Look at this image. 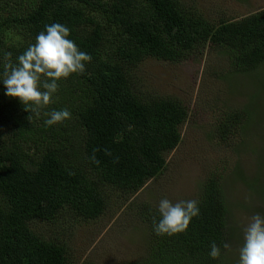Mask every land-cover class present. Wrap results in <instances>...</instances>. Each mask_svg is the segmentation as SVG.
Returning <instances> with one entry per match:
<instances>
[{
    "label": "trees",
    "instance_id": "trees-1",
    "mask_svg": "<svg viewBox=\"0 0 264 264\" xmlns=\"http://www.w3.org/2000/svg\"><path fill=\"white\" fill-rule=\"evenodd\" d=\"M53 22L68 26L69 38L92 60L83 74L58 81L39 117L5 96L0 84V264H73L62 243L36 234L31 224L66 211L96 219L112 191L133 195L165 169L188 110L176 99L139 94L132 72L141 62L180 63L209 47L225 51L235 72L264 64V9L212 22L178 0H0V77L3 52L15 61ZM62 108L71 118L46 126V113ZM244 119L224 117L221 139ZM197 200L200 214L182 233L157 235L159 215L151 214V246L141 264H229L220 178L211 174ZM212 242L221 247L217 259L208 255Z\"/></svg>",
    "mask_w": 264,
    "mask_h": 264
},
{
    "label": "rangeland",
    "instance_id": "rangeland-1",
    "mask_svg": "<svg viewBox=\"0 0 264 264\" xmlns=\"http://www.w3.org/2000/svg\"><path fill=\"white\" fill-rule=\"evenodd\" d=\"M178 1L212 22L264 9V0ZM132 79L141 96L176 99L188 110L179 144L165 154V169L133 195L112 191L96 219L66 211L51 222H33L32 230L62 243L73 264H141L151 246L148 219L158 214L159 200L197 199L214 174L228 209L229 247L223 255L237 264L244 228L253 214H264V64L235 72L225 51L206 47L180 63L148 58ZM235 113L245 116L242 127L222 140L220 123Z\"/></svg>",
    "mask_w": 264,
    "mask_h": 264
},
{
    "label": "clouds",
    "instance_id": "clouds-1",
    "mask_svg": "<svg viewBox=\"0 0 264 264\" xmlns=\"http://www.w3.org/2000/svg\"><path fill=\"white\" fill-rule=\"evenodd\" d=\"M70 28L65 24L53 22L44 25L35 42L12 60V52H3V75L0 84L4 95L17 98L26 110L40 116V109L53 102L61 79L71 74H83L85 64L92 60L90 53L79 49L69 38ZM46 126L60 123L71 118L67 108L46 113ZM95 163V156L92 157ZM159 219L153 218V230L157 235H174L185 232L193 217L200 214L197 199L178 200L164 197L157 205ZM229 247L227 243L223 245ZM221 247L215 242L210 244L208 255L212 259L221 256ZM237 264H264V214H253L244 228L243 243L239 248Z\"/></svg>",
    "mask_w": 264,
    "mask_h": 264
}]
</instances>
